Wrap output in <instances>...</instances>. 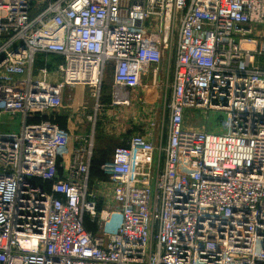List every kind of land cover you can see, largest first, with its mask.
<instances>
[{"label":"built area","instance_id":"2783aa9c","mask_svg":"<svg viewBox=\"0 0 264 264\" xmlns=\"http://www.w3.org/2000/svg\"><path fill=\"white\" fill-rule=\"evenodd\" d=\"M261 27L264 0H0V119H23L0 133V264H264ZM166 55L167 122L117 146L94 190L95 131L60 128L64 90L88 89L93 122L108 71L128 105Z\"/></svg>","mask_w":264,"mask_h":264},{"label":"rangeland","instance_id":"374dc122","mask_svg":"<svg viewBox=\"0 0 264 264\" xmlns=\"http://www.w3.org/2000/svg\"><path fill=\"white\" fill-rule=\"evenodd\" d=\"M259 29H260V31H259L260 37H262L264 39V27H261ZM169 58H170V56H168V55L165 56L164 64L167 67L170 66L171 67L170 69H172V67L174 69V63L173 62L170 63ZM262 62H264V58L262 59ZM262 64L264 65V63H262ZM157 72L159 73V69H157ZM152 74H153V72H152ZM112 78H113L112 72L108 71L107 76L105 78V83H104V89L106 90L107 93L106 92L105 93L107 95L103 93L104 99L102 100V105L104 106V109H102L96 115V117L93 118V122L89 123L90 126H92L94 124L97 127L94 138L98 137L100 139H103V142H104V144L102 145V148H101V150H102L101 154L103 155V158H99V160H94V165L92 168L93 180L91 179V184H92V187L94 190H96L99 187V183H102V182L104 183L107 181V176L103 172V166L110 159V158H108V156H110L111 152L118 146L117 143L119 142V140H118L119 137L117 136V132L116 133L114 132L115 130L109 131V129H107V131H106L104 128H102V127L106 126V122L107 123L118 122L119 121L118 119L120 117L119 114L115 115L114 112L108 113V111H112V108H110L108 106H111L113 104V101H114V100H112L113 97L111 95V93H112ZM151 86H154L153 83L151 84ZM85 89H86L85 91H81V89H79V91H77V89L72 91L71 89L66 88L64 90V92L66 94V95H64V106H65V108L61 111H64L65 109H67L69 111L71 110L74 113L73 116L78 115V114H80L82 116L81 113H83V112L86 113V111L82 110L83 107L80 106L81 104H74L75 101L80 102L84 99L82 106H84L85 103H87L89 106L94 105V101L91 98V96L89 95L88 89L87 88H85ZM149 89H147V91L150 94H148L146 98H145V95L143 93V94L138 96V100L135 99L136 105L132 104L131 107H127V106L120 107L119 106L121 109H124V108H129V109L131 108V110L137 109L135 115L138 116V119H140V121H138V123L135 121L136 125L140 124V123L142 124L146 120L148 121V119L150 118V115H151L150 113L146 114V115L144 114L143 107H145V106L148 108L149 111L154 110L155 112H157V115L160 114V116L158 115L160 117V119L158 117V119L160 121L164 120L166 123L168 120L167 105L169 103V98H168L169 96L167 95V97H166L163 93L161 95H158L159 97L157 96L158 98H156L155 92L150 91ZM70 93H71V95H70ZM158 94H160V93L158 92ZM155 98L157 100L156 103H154ZM74 99H75V101H74ZM130 104H131V102H130ZM89 112H91L90 115L94 116L95 111H93V109H90ZM129 112H131V111L128 110L127 113H129ZM86 114L88 115V113H86ZM67 115H69V114L67 113ZM67 115L61 116L60 118L62 119V118L68 117ZM121 115H122V113H121ZM124 117H125V119H124L125 122L128 119H129L128 121L135 120L134 117H132V114L130 117H128V116L126 117V115ZM224 118H225V115L220 114V113L219 114L218 113L205 114V113H201L199 111L193 112L191 110H188L186 112L185 127L190 128V129H200V130L205 129V130H208L209 133L220 134L223 132L221 124L224 122ZM58 124L60 125L59 122H58ZM120 124H121V122H120ZM21 126H22V116H20V115L15 116V117H9L7 115H3L0 119V133L10 132V133H17L18 134L21 131ZM100 126H101V129L103 130V133L101 130H98V128H100ZM88 128H89V126H88ZM86 132H89V131H86ZM90 133L91 132H89V134ZM95 157L96 156H94V158Z\"/></svg>","mask_w":264,"mask_h":264},{"label":"crops","instance_id":"0c3cea01","mask_svg":"<svg viewBox=\"0 0 264 264\" xmlns=\"http://www.w3.org/2000/svg\"><path fill=\"white\" fill-rule=\"evenodd\" d=\"M50 60L52 62H54V63L56 62V60L53 59V58H50ZM37 65L39 66L41 64L38 63ZM170 68H171L170 66L167 67L164 63L158 67L159 73L157 75V83L153 87L151 86V84L153 83V79H152L153 78V76H152L153 74H152V70H150L145 76L142 77V87H140L139 89H135V90H124V91H122V95L119 98V100H122V99L123 100H127L128 101V105L115 104L114 103L115 101H113V104L114 105L112 104L111 106H108V107L112 108V111H108V113L114 112L115 115L119 114V116H120L119 119H118L119 121L116 122L117 124L116 123H107L106 122V126H104L102 128H104L106 131H107V129H109V131L115 130L114 132L115 133L117 132V136L119 137V139H118L119 142L117 143L118 146L119 145H125L126 142H127V140L132 135L137 134V133H145L146 130H147V128H146L147 127L146 126V122L147 121L143 122L142 124L140 123V124H137V125L135 123V121L137 123H138V121H140V119H138V116L135 115L137 109H133V110H131V108L130 109L129 108L121 109L120 107H122V106L131 107L132 104H135L136 105L135 99L138 100V96L141 95V94H143V93H144L145 98H146L147 95L150 94L147 91V89H149L151 87H152L153 92H155V94H156V98H158L159 97L158 95L163 94L162 92L165 90L164 89V85L166 84V82H168L169 84H171L172 81H173L174 71H173V67H172V69H170ZM37 79H40L41 80L42 78H41V76H37ZM50 79L55 80V78H50ZM76 89H77V91H79V89H81V91H85L86 90L85 87H83V86H77L74 90H76ZM105 92H106V90L103 87V93L106 94L107 92L106 93ZM158 92L160 94H158ZM103 97H104V95H103ZM156 98L154 100V103L157 102ZM113 99L114 98H112V100ZM74 101H75V99H74ZM83 101H84V99L82 101H80V102L79 101L78 102L75 101L74 104H81L80 106L81 107H84V106H82ZM130 102H131V104H130ZM82 110L86 111V113H88V115L85 112H83V113H81L82 116L80 114L73 116L74 113L71 110L69 111V110L65 109L64 111H60V115H59V118L57 120V122L60 123V128L62 130H64V131H70L72 133L85 134V135L86 134H89V132H91V133L93 131L96 132V128L97 127L94 124L92 126L89 125V123L91 122L90 120H88V117L91 114V112H89L90 111V106L88 105L86 110L83 109V108H82ZM128 110H130L131 112L127 113ZM143 111H144V114L145 115L150 113L151 114L150 115V118H153L155 116L158 117L157 113L154 110L153 111H149L146 106L143 107ZM67 113L69 115H67ZM121 113H122V115H121ZM131 114H132V117H134L135 120L128 121L129 120L128 119L125 122L124 121V119H125L124 116L126 115V117L127 116L130 117ZM64 115H67L68 117H65V118H62L61 119L60 117L61 116H64ZM22 122H23V119H22ZM38 122H39L38 119H31V120H29V123L30 124H36ZM120 122H121V124H120ZM88 126H89V128H88ZM98 130H101L102 133H103V130L101 129V126H100V128H98ZM86 131H89V132H86ZM166 132H167V130L166 129L165 130L163 129V142L164 143L167 141V133ZM103 144H104L103 139H100L98 137L95 138V156H96V158H103V155L101 154V152H102L101 148H102V145ZM73 147H74V144H71L70 147H69V157L71 155V152H72V148ZM112 154H113V151L111 152L110 156H108V158H111Z\"/></svg>","mask_w":264,"mask_h":264},{"label":"trees","instance_id":"16d2710c","mask_svg":"<svg viewBox=\"0 0 264 264\" xmlns=\"http://www.w3.org/2000/svg\"><path fill=\"white\" fill-rule=\"evenodd\" d=\"M94 160H99V158H94ZM94 160H93V162H92V167H91V179L93 180V176H92V168H93V165H94ZM94 170V169H93ZM95 173V172H94ZM91 229H92V227H91Z\"/></svg>","mask_w":264,"mask_h":264}]
</instances>
